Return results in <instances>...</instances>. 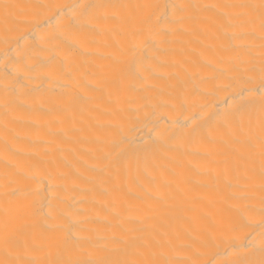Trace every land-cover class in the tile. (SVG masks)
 Returning a JSON list of instances; mask_svg holds the SVG:
<instances>
[{
	"label": "bare ground",
	"instance_id": "bare-ground-1",
	"mask_svg": "<svg viewBox=\"0 0 264 264\" xmlns=\"http://www.w3.org/2000/svg\"><path fill=\"white\" fill-rule=\"evenodd\" d=\"M0 264H264V0H0Z\"/></svg>",
	"mask_w": 264,
	"mask_h": 264
}]
</instances>
